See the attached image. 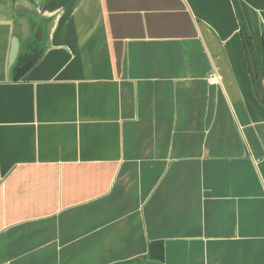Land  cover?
<instances>
[{
    "label": "crops",
    "instance_id": "0c3cea01",
    "mask_svg": "<svg viewBox=\"0 0 264 264\" xmlns=\"http://www.w3.org/2000/svg\"><path fill=\"white\" fill-rule=\"evenodd\" d=\"M237 1L259 85L231 0H0V264H264V0Z\"/></svg>",
    "mask_w": 264,
    "mask_h": 264
},
{
    "label": "trees",
    "instance_id": "16d2710c",
    "mask_svg": "<svg viewBox=\"0 0 264 264\" xmlns=\"http://www.w3.org/2000/svg\"><path fill=\"white\" fill-rule=\"evenodd\" d=\"M232 4L235 8V12L237 15V18L239 20V27H240V36L244 42L245 50L247 57L249 58V52L251 51L252 54V48H251V39L246 27V24L244 22L243 16L241 14V11L239 9V4L237 0H231ZM261 44L263 49V56H264V33L261 35ZM253 57V56H252ZM40 55H37L34 53L33 49H27L22 54H20L16 60V63L11 68V80L12 81H18L21 79L24 74L29 71L39 60ZM252 74V73H251ZM253 76V82L256 85H259L260 81L257 76ZM264 106V101H263ZM147 259L153 260V261H163V245L162 242H152L148 246V252H147ZM135 262V261H132ZM129 262V263H132Z\"/></svg>",
    "mask_w": 264,
    "mask_h": 264
},
{
    "label": "water",
    "instance_id": "95a60500",
    "mask_svg": "<svg viewBox=\"0 0 264 264\" xmlns=\"http://www.w3.org/2000/svg\"><path fill=\"white\" fill-rule=\"evenodd\" d=\"M27 25V30H25L23 32V30H21V28H24L26 27ZM26 31H29V22L28 20H19L17 22V26L15 27L14 29V38H13V41H12V46H11V50H10V54H9V60H8V68L9 70L13 67L15 61H16V58H17V55H18V38L20 37L21 39H25L27 38L28 36L25 34ZM249 52V64H250V67H251V70L254 74V76H256V71H255V65H254V60H253V57H252V54H251V51H248ZM256 94L257 96L259 97V100L261 102L264 101V98H263V95L261 93V90L259 89V87H256Z\"/></svg>",
    "mask_w": 264,
    "mask_h": 264
}]
</instances>
